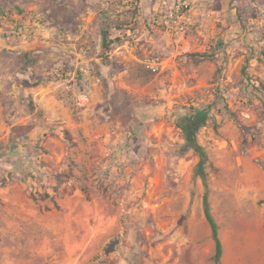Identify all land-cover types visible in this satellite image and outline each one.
<instances>
[{"label": "rangeland", "instance_id": "obj_1", "mask_svg": "<svg viewBox=\"0 0 264 264\" xmlns=\"http://www.w3.org/2000/svg\"><path fill=\"white\" fill-rule=\"evenodd\" d=\"M157 1L0 0V16L28 11L40 24L25 42L0 23V264L252 262L249 232L264 225V0H207L177 33L152 25ZM31 83L54 98L4 93ZM200 107L198 126L186 117ZM187 128L205 180L200 153L180 149Z\"/></svg>", "mask_w": 264, "mask_h": 264}, {"label": "built area", "instance_id": "obj_2", "mask_svg": "<svg viewBox=\"0 0 264 264\" xmlns=\"http://www.w3.org/2000/svg\"><path fill=\"white\" fill-rule=\"evenodd\" d=\"M197 0H173L172 6L166 10H161L154 19L152 25L154 27L165 26L173 33L183 31L186 27L185 15L193 8ZM0 23L12 28V31L19 36L23 41H29L39 27L37 17L31 16V12H5L0 16ZM131 40L134 44H138L137 32L129 31ZM129 41V42H130ZM77 104L85 107L91 100L90 92H81L76 96Z\"/></svg>", "mask_w": 264, "mask_h": 264}, {"label": "crops", "instance_id": "obj_3", "mask_svg": "<svg viewBox=\"0 0 264 264\" xmlns=\"http://www.w3.org/2000/svg\"><path fill=\"white\" fill-rule=\"evenodd\" d=\"M79 1H84V2H90V1H96V0H64V3L67 4L68 7H74V4L76 2ZM207 2V0H197V2L194 4L193 6V12L186 14L185 18L190 19V18H196L199 16V13L201 11V7L203 5H205V3ZM142 6L146 7L148 5V0H141ZM173 4V0H158L157 2H155L154 4V8H156L157 10H163L164 8H167L169 6H172ZM92 16V12L89 11L87 12V18H90ZM11 78V77H8ZM26 78V77H25ZM11 80V79H9ZM25 82V81H23ZM22 92L23 95L25 96H29V94H33L35 96V98H44L50 100L51 98H54V95H49L46 98V94L48 92V89H46L44 86L40 87V86H35L34 84H30V85H21V87L18 88H11L8 86L7 90L4 91V93H7L8 96H13V95H18V93ZM59 94H57L58 96ZM58 101V100H57ZM33 121V119H31V122ZM26 122V121H25ZM260 210L262 211L261 213H259L264 221V205L262 207H260ZM249 235L251 237V241L254 243V248L250 249L248 251L247 256H250L253 258L252 262L248 261L247 263L241 261L238 264H264V225L262 227H259L256 231H250ZM241 257L245 256V250L241 249L239 252ZM259 255L260 260L256 261L255 260V256Z\"/></svg>", "mask_w": 264, "mask_h": 264}, {"label": "trees", "instance_id": "obj_4", "mask_svg": "<svg viewBox=\"0 0 264 264\" xmlns=\"http://www.w3.org/2000/svg\"><path fill=\"white\" fill-rule=\"evenodd\" d=\"M111 32L106 28L102 30V45L106 49H110V45L114 42V40L110 39ZM197 56H200L202 58L207 57V54H197ZM208 109L205 107H200L198 108L193 114L192 117H186L187 119L190 118H195L198 120V126L203 124L206 121ZM194 129L193 128H187L186 129V134H187V141L180 146L181 150H185L189 147L194 148L197 150L200 155H201V160L198 164V171L203 177V179H206V172H205V159H206V153L201 145H199L195 139H194ZM204 211H205V216L211 226V231H212V237L215 241V253H214V260L216 262H219L221 260V257L223 255V243L222 240L219 236V227L218 223L216 222L215 218L213 217L211 210H210V205L208 201L207 195L204 197Z\"/></svg>", "mask_w": 264, "mask_h": 264}]
</instances>
